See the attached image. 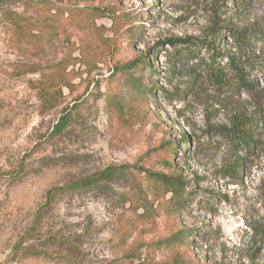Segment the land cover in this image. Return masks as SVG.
Here are the masks:
<instances>
[{"label":"rangeland","instance_id":"rangeland-1","mask_svg":"<svg viewBox=\"0 0 264 264\" xmlns=\"http://www.w3.org/2000/svg\"><path fill=\"white\" fill-rule=\"evenodd\" d=\"M62 1L120 7L129 17L124 24L95 21L109 38L107 52L71 90L63 89L64 103L47 113L38 112L28 86L37 75L12 74L20 58L6 47L0 26V264H264V116L261 148L240 152L246 161L240 182L219 175L234 153L209 133L241 112L248 116L256 104L264 107V92L220 94L198 81L193 85V63L173 61L175 49L166 41L191 37L224 53L230 39L218 43L204 32L218 21L264 27V0ZM24 2L7 7L26 12ZM66 34L77 44L78 30L67 27ZM156 44L161 48L148 66L129 63ZM49 52L55 50L47 48L44 56ZM206 58L202 48L197 59ZM72 104L69 126L47 139L61 108ZM22 157L28 173L15 181L6 173ZM116 165L178 170L190 191L188 203L174 215L158 203L159 184L131 167L128 179L110 181L106 193H61L46 207L50 189ZM145 196L152 208L143 217L123 203Z\"/></svg>","mask_w":264,"mask_h":264},{"label":"trees","instance_id":"trees-1","mask_svg":"<svg viewBox=\"0 0 264 264\" xmlns=\"http://www.w3.org/2000/svg\"><path fill=\"white\" fill-rule=\"evenodd\" d=\"M14 1L16 0H0V26L6 34L5 45L20 58L14 62L12 74L16 77L37 75L36 78L28 79V86L35 92L38 112L47 113L64 103L63 89L71 90L75 80L81 81L82 74L90 73L93 66L100 61V57L107 52L106 42L109 38L102 33L104 27L97 25L95 21L107 17L112 25L117 23V19H121V23H126L129 15L120 7L107 5L78 7L77 3L65 4L62 0H25L23 6L26 12H18L7 7ZM236 1H234L235 4H237ZM67 27L78 30L77 44L75 41H69L66 34ZM132 28L134 27L129 22L127 25L129 33H132ZM204 33L208 39L218 43L229 38L230 43H227L229 49L220 53L210 49L209 42H200L191 37L166 40L175 49V52L170 55L173 61L193 63L190 69L193 85L195 81H198L200 85L220 94L246 92L253 95L256 92H264V88H260L256 79L264 80V27L262 25L238 27L234 24H219L218 21ZM50 34L53 36V41L47 40ZM47 48H52L55 52L53 54L49 52L44 56ZM159 48L161 46L156 44L155 47L142 52L139 57L133 58L129 63L132 66L140 64L144 68L148 66L149 59L155 61V51ZM202 48L207 51L206 60L197 59L198 51ZM170 73L181 75L175 70ZM73 107H75L74 104L61 108L56 122L45 133L47 139L63 134L72 120ZM263 116L264 107L256 104L248 116L241 112L234 116L228 125L209 131L210 136L217 137L228 152L234 153L232 161H224L219 167L218 173L221 177L235 183L241 181L240 172L245 171L246 161L244 158H239L240 152L243 151L247 155L255 148H261L259 124ZM180 138L182 143H188L189 137L186 133L181 134ZM25 158L19 159L6 173L15 181L21 180L28 173ZM166 163L165 167L170 168L171 164ZM131 167L139 169L135 165L108 166L90 176L77 178L63 186L50 189L47 192L46 207L51 206L55 197L61 193H106L110 190L108 186L110 181L128 179V170ZM138 172H144L147 179L159 184L162 200L158 203L163 204V207L174 215L188 203L190 191L186 188L185 179L178 170L171 168L170 172L163 173L139 169ZM204 178L206 177L196 176L197 180ZM149 195H152L153 201L158 200L155 194ZM123 203H129V208L135 213L141 210L138 213L139 217H143L152 208L146 196L141 200L124 198ZM41 213L40 218L43 216ZM183 234L188 237L192 231L188 230Z\"/></svg>","mask_w":264,"mask_h":264}]
</instances>
